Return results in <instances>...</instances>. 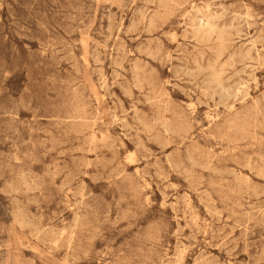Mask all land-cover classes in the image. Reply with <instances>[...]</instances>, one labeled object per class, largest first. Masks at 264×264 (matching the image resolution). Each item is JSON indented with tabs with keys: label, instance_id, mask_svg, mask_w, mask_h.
I'll return each instance as SVG.
<instances>
[{
	"label": "rangeland",
	"instance_id": "374dc122",
	"mask_svg": "<svg viewBox=\"0 0 264 264\" xmlns=\"http://www.w3.org/2000/svg\"><path fill=\"white\" fill-rule=\"evenodd\" d=\"M0 264H264V0H0Z\"/></svg>",
	"mask_w": 264,
	"mask_h": 264
},
{
	"label": "bare ground",
	"instance_id": "6f19581e",
	"mask_svg": "<svg viewBox=\"0 0 264 264\" xmlns=\"http://www.w3.org/2000/svg\"><path fill=\"white\" fill-rule=\"evenodd\" d=\"M204 20V19H203ZM202 21V20H201ZM204 26H207V25H204ZM202 27H203V25H202ZM228 30V29H227ZM220 50V49H219ZM237 56V55H236ZM238 58V57H237ZM240 60V59H239ZM217 62V61H216ZM226 62H228V61H226ZM233 65V64H232ZM231 65V66H232ZM222 68V67H221ZM234 69V68H233ZM219 76V75H218ZM219 78V77H218ZM231 91V90H230ZM223 96V95H222ZM192 217V216H191Z\"/></svg>",
	"mask_w": 264,
	"mask_h": 264
}]
</instances>
